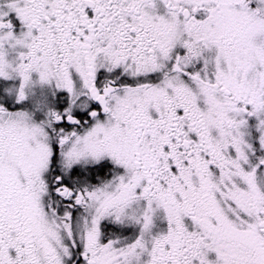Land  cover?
<instances>
[{
	"label": "snow or ice",
	"instance_id": "6c2138e0",
	"mask_svg": "<svg viewBox=\"0 0 264 264\" xmlns=\"http://www.w3.org/2000/svg\"><path fill=\"white\" fill-rule=\"evenodd\" d=\"M0 264H264V0H0Z\"/></svg>",
	"mask_w": 264,
	"mask_h": 264
}]
</instances>
